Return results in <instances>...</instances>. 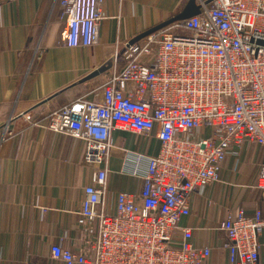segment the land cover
<instances>
[{
	"label": "built area",
	"instance_id": "built-area-1",
	"mask_svg": "<svg viewBox=\"0 0 264 264\" xmlns=\"http://www.w3.org/2000/svg\"><path fill=\"white\" fill-rule=\"evenodd\" d=\"M65 46L97 43L104 0H57ZM189 2L190 0H186ZM200 13L116 52L102 100L80 99L50 115L46 129L83 143L93 171L78 225L98 233L86 249L51 247L62 264H207L209 247L181 226L199 189L219 183L222 165L246 143L261 150L254 190L264 199V0H195ZM185 33V34H183ZM27 121L31 117H26ZM159 142L156 156L122 150L123 172L141 181L105 210L115 132ZM219 231L228 264H258L261 210L228 215Z\"/></svg>",
	"mask_w": 264,
	"mask_h": 264
},
{
	"label": "crops",
	"instance_id": "crops-1",
	"mask_svg": "<svg viewBox=\"0 0 264 264\" xmlns=\"http://www.w3.org/2000/svg\"><path fill=\"white\" fill-rule=\"evenodd\" d=\"M187 3L104 0L97 43L71 49L57 0H0V264H62L52 259L53 245L80 252L97 235V223L78 225L93 171L83 161L85 147L46 125L53 112L80 99L101 101L106 78L123 65H115V53ZM108 62L109 70L97 73ZM113 141L105 201L112 214L119 193L137 194L141 187L123 172L122 150L156 156L160 149L155 139L119 131ZM262 162L261 150L246 143L224 162L219 183L193 196L180 224L194 231V244L211 249L207 264H228L227 239L218 230L228 215L258 209L264 216V199L254 190ZM259 243L258 264H264V231Z\"/></svg>",
	"mask_w": 264,
	"mask_h": 264
},
{
	"label": "water",
	"instance_id": "water-1",
	"mask_svg": "<svg viewBox=\"0 0 264 264\" xmlns=\"http://www.w3.org/2000/svg\"><path fill=\"white\" fill-rule=\"evenodd\" d=\"M200 13V9L199 7L195 4V0H190L186 7L184 8V10L177 15L176 17L158 25L157 27L151 29L150 31H147L143 34H141L140 36H138L136 39H134L133 41L130 42V44H134L137 41H141L153 34H155L156 32H159L165 28H167L169 25L175 23V22H179V21H183V20H187L190 19L192 17L197 16ZM111 67V63L108 62L106 65H103L101 67V69L97 72V73H103L107 70H109V68Z\"/></svg>",
	"mask_w": 264,
	"mask_h": 264
},
{
	"label": "rangeland",
	"instance_id": "rangeland-1",
	"mask_svg": "<svg viewBox=\"0 0 264 264\" xmlns=\"http://www.w3.org/2000/svg\"><path fill=\"white\" fill-rule=\"evenodd\" d=\"M183 34H185V33H183Z\"/></svg>",
	"mask_w": 264,
	"mask_h": 264
}]
</instances>
